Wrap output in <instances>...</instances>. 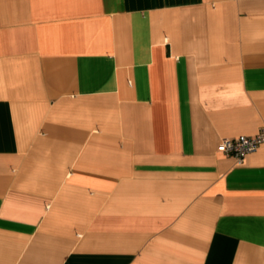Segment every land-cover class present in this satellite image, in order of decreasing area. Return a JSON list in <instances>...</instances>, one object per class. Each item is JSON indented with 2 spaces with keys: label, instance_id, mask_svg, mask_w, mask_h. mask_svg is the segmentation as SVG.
Here are the masks:
<instances>
[{
  "label": "crops",
  "instance_id": "crops-1",
  "mask_svg": "<svg viewBox=\"0 0 264 264\" xmlns=\"http://www.w3.org/2000/svg\"><path fill=\"white\" fill-rule=\"evenodd\" d=\"M264 0H0V264H264Z\"/></svg>",
  "mask_w": 264,
  "mask_h": 264
},
{
  "label": "built area",
  "instance_id": "built-area-1",
  "mask_svg": "<svg viewBox=\"0 0 264 264\" xmlns=\"http://www.w3.org/2000/svg\"><path fill=\"white\" fill-rule=\"evenodd\" d=\"M261 144H264V131L254 137L239 136L233 139H224L218 146V151L231 156L240 164L244 157L256 151Z\"/></svg>",
  "mask_w": 264,
  "mask_h": 264
}]
</instances>
